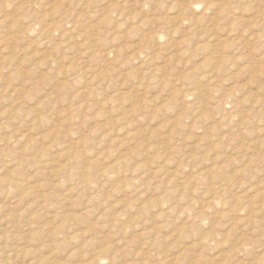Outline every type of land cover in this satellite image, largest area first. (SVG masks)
Listing matches in <instances>:
<instances>
[{"label": "rangeland", "instance_id": "obj_1", "mask_svg": "<svg viewBox=\"0 0 264 264\" xmlns=\"http://www.w3.org/2000/svg\"><path fill=\"white\" fill-rule=\"evenodd\" d=\"M0 264H264V0H0Z\"/></svg>", "mask_w": 264, "mask_h": 264}, {"label": "bare ground", "instance_id": "obj_2", "mask_svg": "<svg viewBox=\"0 0 264 264\" xmlns=\"http://www.w3.org/2000/svg\"><path fill=\"white\" fill-rule=\"evenodd\" d=\"M240 1H241V0H240ZM199 5H200V4H199ZM192 8H193V7H192ZM194 8H197V7L195 6ZM194 8H193V9H194ZM229 13H230V12H229ZM221 22H222V21H221ZM219 24H220V23H219ZM216 27H217V25H216ZM207 28H208V27H207ZM89 30L92 31V28L90 27ZM222 31H223V30H222ZM211 33H212V32H211ZM214 36H215V35H214ZM210 37H211V36H210ZM212 39H213V38H212ZM204 40H205V39H204ZM209 40H210V39H209ZM200 41H201V40H200ZM198 44H199V43H198ZM199 45H200V44H199ZM208 47H209V46H208ZM212 47H216V48H218V47L215 46V45H213ZM212 47H211V48H212ZM209 50H210V49H209ZM215 50H216V49H215ZM211 51H212V50H211ZM216 51H217V50H216ZM216 51H215V52H216ZM212 56H213V55H212ZM214 59H215V58H214ZM217 62H218V61H217ZM217 62H216V64H217ZM219 63H220V60H219ZM217 65H218V64H217ZM213 67H214V66H213ZM217 67H219V66H217ZM213 74H214V73H213ZM215 74H216V72H215ZM172 93H173V92H172ZM188 94H189V93H188ZM247 122H248V121H247ZM246 124H247V123H246ZM251 159H252V158H251ZM62 170H63V169H62ZM6 183H7V182H6ZM3 185H4V183H3ZM220 188H221L220 185L217 186V187H215V189H218L219 192L222 191V190H221L222 188H221V189H220ZM223 189H224V188H223ZM40 196H41V195H40ZM42 198H43V197H42ZM192 203H194V202H192ZM191 205H192V204H191ZM183 210H184V209H183ZM169 211H170V210H169ZM175 212H176V211H175ZM175 212H174V213H175ZM199 213H200V212H199ZM201 218H202V217H201ZM186 232H187V231H186ZM186 232H185V233H186ZM186 234H188V233H186ZM189 234H190V233H189ZM197 235H198V234H197ZM190 240H191V239H190ZM201 240H202V239H201ZM201 240H200V241H201ZM187 241H188V240H187ZM203 241H204V240H203ZM154 243H155V242H154ZM158 243H159V242H158ZM155 244L157 245V243H155ZM155 244H154V246L156 247ZM201 244H202V243H201ZM193 245H194V244H193ZM190 246H191V245H190ZM191 249H192V248H191ZM161 250H162V249H161ZM164 251H165V250H164ZM166 252L168 253V252H170V251H166ZM163 253H164V252H163ZM167 253H165V254H167ZM160 254H162V253H160ZM163 255H164V254H163ZM170 255H172V254L170 253ZM164 256H165V255H164ZM166 256H167V255H166ZM166 256H165V257H166ZM151 257H152V256H151ZM171 257H172V256H171ZM154 258H155V257H154ZM156 258H157V257H156ZM159 258L162 259V257H160V256H159ZM162 260H163V259H162ZM166 260H168V259H166ZM166 260H164V261L166 262ZM171 260L173 261V258H172ZM172 261H171V262H172ZM168 262H169V261H168ZM162 263H164V262H162Z\"/></svg>", "mask_w": 264, "mask_h": 264}]
</instances>
